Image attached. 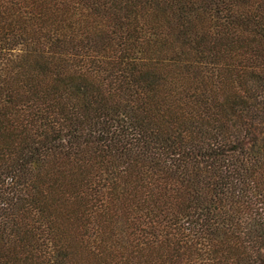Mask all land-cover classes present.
I'll use <instances>...</instances> for the list:
<instances>
[{"label":"trees","instance_id":"obj_1","mask_svg":"<svg viewBox=\"0 0 264 264\" xmlns=\"http://www.w3.org/2000/svg\"><path fill=\"white\" fill-rule=\"evenodd\" d=\"M0 264H264V0H0Z\"/></svg>","mask_w":264,"mask_h":264}]
</instances>
